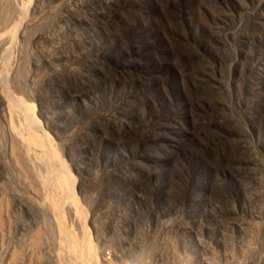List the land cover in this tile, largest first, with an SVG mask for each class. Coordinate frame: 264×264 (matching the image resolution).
<instances>
[{
  "label": "rangeland",
  "instance_id": "374dc122",
  "mask_svg": "<svg viewBox=\"0 0 264 264\" xmlns=\"http://www.w3.org/2000/svg\"><path fill=\"white\" fill-rule=\"evenodd\" d=\"M84 246L264 264V0H0V264Z\"/></svg>",
  "mask_w": 264,
  "mask_h": 264
},
{
  "label": "bare ground",
  "instance_id": "6f19581e",
  "mask_svg": "<svg viewBox=\"0 0 264 264\" xmlns=\"http://www.w3.org/2000/svg\"><path fill=\"white\" fill-rule=\"evenodd\" d=\"M4 91V90H3ZM8 92V91H7ZM6 93V92H5ZM4 95H6V94H4ZM7 99V98H6ZM16 99V98H15ZM10 104V103H9ZM15 105V104H14ZM18 105V104H17ZM6 106V105H5ZM27 108V107H26ZM30 109H31V107H30ZM11 110V109H10ZM24 110V109H23ZM12 111V110H11ZM30 111V110H29ZM14 112H16V111H14ZM27 112V111H26ZM20 113V112H19ZM31 113V112H30ZM10 115V114H9ZM33 115V114H32ZM26 116V113L24 114V117ZM17 117V116H16ZM14 118V117H13ZM20 119V118H19ZM30 119V118H29ZM37 119V118H36ZM31 120V119H30ZM26 121H28V120H26ZM25 121V122H26ZM34 121V120H33ZM25 122H23V123H25ZM13 123H15V122H13ZM22 123V122H21ZM12 124V123H11ZM27 124V123H26ZM30 124H32V123H30ZM24 126V125H23ZM27 126H28V124H27ZM13 127H16V126H14L13 125ZM25 127V126H24ZM23 127V128H24ZM29 127V126H28ZM27 127V128H28ZM12 128V127H11ZM15 129V128H14ZM26 129V128H25ZM33 129V128H32ZM13 130V129H12ZM27 130V129H26ZM22 131H23V129H22ZM28 131V130H27ZM14 132V130L12 131V133ZM21 132V131H20ZM20 132H19V134H20ZM23 132H25L26 133V131H23ZM30 132V131H29ZM28 133V132H27ZM32 133V132H31ZM46 133V132H45ZM18 134V135H19ZM44 134V133H43ZM14 137H17V136H15L14 135V133L12 134ZM28 135V134H27ZM30 136L31 137H33L34 136V134H33V136L30 134ZM36 136V135H35ZM24 137H25V134H24ZM37 137H38V135H37ZM40 138H42V137H40ZM19 139V138H18ZM22 139H23V136H22ZM38 139V138H37ZM37 139H35V140H37ZM15 140H16V138H15ZM20 140V139H19ZM41 142H43L44 141V138H43V141L41 140V139H39ZM17 141V140H16ZM14 142V141H13ZM37 142V141H36ZM41 142H39V143H41ZM19 142H17L16 144H18ZM25 143V142H24ZM32 143V142H31ZM23 144V143H22ZM26 144V143H25ZM24 144V145H25ZM30 144V143H29ZM23 145V146H24ZM31 145V144H30ZM16 146V145H15ZM26 146V145H25ZM28 147H32V146H27V148L26 147H24L25 149H28ZM35 147V146H34ZM37 147V146H36ZM35 147V148H36ZM14 148V147H13ZM17 148H19V147H17ZM22 148V147H21ZM41 148V147H40ZM40 148L38 149V150H40ZM15 149V148H14ZM14 149H13V151H14ZM42 149V148H41ZM17 150V149H16ZM29 150V149H28ZM28 150H26L27 152H29ZM19 151V150H18ZM21 151V150H20ZM16 153H17V151H16ZM21 153V152H20ZM30 153V152H29ZM22 155V154H21ZM20 155V156H21ZM25 155V154H24ZM24 155H22V156H24ZM28 155V154H27ZM30 156V155H29ZM31 157V156H30ZM21 158V157H20ZM23 158V157H22ZM22 158H21V160H22ZM31 159V158H30ZM28 160V159H27ZM24 161V160H23ZM29 162H30V160H29ZM25 163H27V162H25ZM36 236V235H35ZM40 237H41V235H39V234H37V236L35 237V240H34V245H35V247H40V245L38 246V244L39 243H41L40 242ZM69 242H70V240H69ZM71 245H73L72 244V241H71V243H70V247H71ZM74 248H78L77 247V245H75L74 244V246H73ZM37 249V248H36ZM70 249H72V248H70ZM83 249H85L84 250V253L87 255V256H89V255H92V257H91V260L95 263V264H101V261H100V258H96L95 256H94V254H93V252H91V250L90 249H88L86 246H84V248ZM102 261H103V259H102ZM135 264H142L139 260H138V262H136Z\"/></svg>",
  "mask_w": 264,
  "mask_h": 264
}]
</instances>
